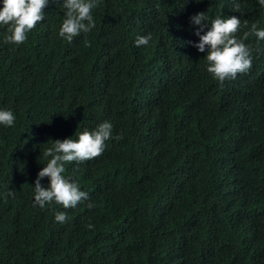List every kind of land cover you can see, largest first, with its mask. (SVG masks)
Here are the masks:
<instances>
[{
  "label": "trees",
  "instance_id": "obj_1",
  "mask_svg": "<svg viewBox=\"0 0 264 264\" xmlns=\"http://www.w3.org/2000/svg\"><path fill=\"white\" fill-rule=\"evenodd\" d=\"M60 3L49 0L23 44L5 43L0 25V110L16 117L0 125V264H264V41H244L252 66L223 86L188 43L199 41L188 32L197 12L210 23L238 3L242 25L264 28V7L98 0L95 28L68 43ZM105 120L103 154L63 174L88 200L35 206L43 149Z\"/></svg>",
  "mask_w": 264,
  "mask_h": 264
},
{
  "label": "clouds",
  "instance_id": "obj_2",
  "mask_svg": "<svg viewBox=\"0 0 264 264\" xmlns=\"http://www.w3.org/2000/svg\"><path fill=\"white\" fill-rule=\"evenodd\" d=\"M49 0H0V25L7 26L9 35L5 36L4 42L14 45L23 44L38 23L44 19L43 9ZM261 7H264V0H258ZM64 9V19L59 28V36L68 43H72L75 37L89 33L96 26L93 17V9L98 7V0H62L60 3ZM240 12V5L234 4L233 10L228 13L231 17H216L208 22L205 12H197L190 17V23L198 25L199 28L188 27L189 34H193V39L199 37L198 42L192 43L199 52L206 51L207 72L215 80L226 85L239 78L238 73H246L252 66L253 49L245 44L249 37H255L257 41H264V28H259L257 23H252L249 27L245 20L241 22L235 15ZM210 24L208 30L201 34V30ZM242 26L248 30L243 32L241 37L237 33ZM198 37H197V36ZM152 39L151 34L137 37L135 46H147ZM86 47L91 44L84 41ZM259 51V48H257ZM245 76V75H244ZM216 82V81H215ZM165 86L166 84L163 83ZM262 85L253 82L252 90L260 88ZM16 117L11 110H0V125L14 126ZM157 121H160L156 119ZM113 138V125L105 120L97 125L94 130L80 132L77 139L71 137L63 140H51V146L46 147L41 152L43 158L47 160L34 181V204L40 209L47 205L58 204L64 209L75 208L78 203L86 201L89 194L80 190L77 182L66 178L65 165L71 162L82 163L101 156L105 150V142ZM115 139H121L120 135ZM48 140V141H49ZM47 177L48 187L41 184V180ZM7 195L15 196L13 190H8ZM86 207L92 209L94 204L89 202ZM64 211L56 212L55 219L63 224L68 220ZM91 229V224L86 225Z\"/></svg>",
  "mask_w": 264,
  "mask_h": 264
}]
</instances>
